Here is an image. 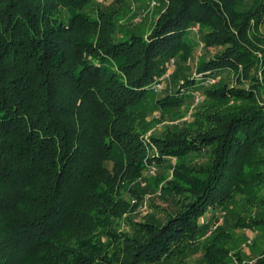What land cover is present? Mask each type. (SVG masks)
Listing matches in <instances>:
<instances>
[{"label": "trees", "instance_id": "1", "mask_svg": "<svg viewBox=\"0 0 264 264\" xmlns=\"http://www.w3.org/2000/svg\"><path fill=\"white\" fill-rule=\"evenodd\" d=\"M128 1L0 0V264H264V0Z\"/></svg>", "mask_w": 264, "mask_h": 264}, {"label": "rangeland", "instance_id": "2", "mask_svg": "<svg viewBox=\"0 0 264 264\" xmlns=\"http://www.w3.org/2000/svg\"><path fill=\"white\" fill-rule=\"evenodd\" d=\"M102 1V0H99ZM105 3H109L113 0H103ZM152 1L155 0H145L143 4L137 5V4H130L128 1V6L127 8L122 7L121 12H120V24L123 25H130V24H138L142 25V31L139 33L140 35H145L150 28H151V23L154 21L155 16L157 15V5L152 7ZM165 74V73H164ZM170 77L167 78V80ZM165 81L164 79H162ZM162 83V82H160ZM158 83V84H160ZM163 84V83H162ZM199 102V96H198V101H196V97L194 100V104ZM158 114L155 113L154 116H157ZM185 119V118H184ZM160 127V126H159ZM153 174L148 173L146 176L151 177ZM142 186H146V182H143L141 184ZM155 194H152L149 192V194L146 195V200L144 199L143 204L141 207L138 209V212H136L134 215H132V218L135 219V221H145L148 220L149 214L155 213L158 215V213L154 212V208L151 206V201L154 199L155 203H158L159 205H165L158 197L154 196ZM223 218L217 223L220 224L222 222ZM210 233V232H209ZM208 233V234H209ZM245 233V235H244ZM244 236H247L248 238L246 239ZM235 240L237 241V246L242 247V253L245 258V260H249L251 258H254L256 256V250L259 248H262L264 246V240L259 239L257 240V248L256 249H251L247 244H251L252 240H255L257 235L254 232H249L243 230V231H235ZM230 264H236L235 262H232Z\"/></svg>", "mask_w": 264, "mask_h": 264}, {"label": "built area", "instance_id": "3", "mask_svg": "<svg viewBox=\"0 0 264 264\" xmlns=\"http://www.w3.org/2000/svg\"><path fill=\"white\" fill-rule=\"evenodd\" d=\"M156 4H157L156 1H152V7H154ZM173 66H174V60H170V62L168 63L167 71L163 75L162 79L167 80V78L170 77ZM162 87H163L162 83H160V84L157 83L155 85V88L158 91H160L162 89ZM196 101H198V96H196ZM152 172H153V170H151L149 173L152 174Z\"/></svg>", "mask_w": 264, "mask_h": 264}]
</instances>
